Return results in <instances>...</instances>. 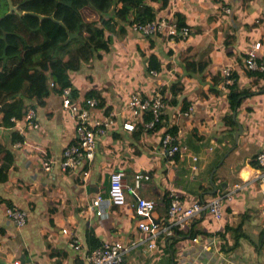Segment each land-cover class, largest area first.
Here are the masks:
<instances>
[{
    "label": "crops",
    "instance_id": "obj_1",
    "mask_svg": "<svg viewBox=\"0 0 264 264\" xmlns=\"http://www.w3.org/2000/svg\"><path fill=\"white\" fill-rule=\"evenodd\" d=\"M151 6L156 21L168 24L183 17L188 37L170 38L164 31L145 38L128 26L124 34L118 23L110 33V51L69 75L75 100L81 103L88 94L104 100L103 107L89 110L91 125L109 112L115 114L112 126L97 136L86 178L80 170L63 172L59 167L64 149L75 141V124L62 95L52 90L45 106H36L37 130L0 127V143L8 151L0 165H10L7 181L0 183V197L27 214L26 224L16 228L6 216L7 205L0 204V264H86L92 248L88 235L99 246L117 241L129 246L126 264H264V173L255 160L264 146V73L245 68L255 44L263 46L264 54V0H159ZM225 68L242 93L234 110L228 90L220 87ZM14 80L10 86L16 92L21 83L13 87ZM136 93L162 97L161 129L145 131L141 120L131 118L126 105ZM125 124L133 129H125ZM172 127L187 148L173 162L159 149L162 134ZM12 132L23 138L19 147L11 141ZM43 152L53 161L49 172L43 169ZM114 171L125 174L126 186L134 185L136 174L149 177L141 181L138 194L155 201L152 218L158 223L166 220L172 194L184 207L227 193L232 199L221 221L205 214L184 225L185 232L199 231L196 242L161 235L156 249L148 252L147 235L136 226L128 192L126 204L108 208L105 217L92 208L98 196H107ZM240 223L242 237L234 244ZM62 230L72 232L80 251L71 247Z\"/></svg>",
    "mask_w": 264,
    "mask_h": 264
},
{
    "label": "trees",
    "instance_id": "obj_2",
    "mask_svg": "<svg viewBox=\"0 0 264 264\" xmlns=\"http://www.w3.org/2000/svg\"><path fill=\"white\" fill-rule=\"evenodd\" d=\"M159 0H11L17 12L9 14L7 0H0V127L14 128L12 118L20 121L25 111L30 108L43 107L51 91L62 95L65 88L72 86L70 73L78 71L83 63L110 51L113 32L118 23H122L119 31L126 33L127 26L133 23H152L156 15L151 3ZM38 15L44 16L41 20ZM53 17V19H49ZM186 27L183 17L177 19V30ZM118 31V32H119ZM69 35H74L69 39ZM179 38V37H177ZM54 53L50 56V50ZM15 79L21 83L14 92L10 82ZM14 80V81H15ZM50 80L54 88H50ZM174 94V86L171 88ZM75 90H72L74 97ZM96 95V94H95ZM88 94L87 98H97L98 106H104L99 96ZM242 93L234 83L228 88L227 99L234 108L239 103ZM100 98V99H99ZM172 100L176 104L175 98ZM164 115L152 130L162 128ZM148 113L145 121L151 119ZM141 129L144 130L143 126ZM168 131L176 135L177 128ZM13 143H21L23 138L11 133ZM8 151L0 143V161L6 158ZM10 165H0V183L8 178ZM169 200H167L168 204ZM11 204L0 197V204ZM242 224L234 229V244L242 237ZM199 234L191 228L185 232L176 227L171 239H193ZM221 250L227 246L220 235ZM264 239L262 233L261 242ZM89 250L96 248L94 237H87ZM235 246H232L234 248ZM229 250V249H228Z\"/></svg>",
    "mask_w": 264,
    "mask_h": 264
},
{
    "label": "built area",
    "instance_id": "obj_3",
    "mask_svg": "<svg viewBox=\"0 0 264 264\" xmlns=\"http://www.w3.org/2000/svg\"><path fill=\"white\" fill-rule=\"evenodd\" d=\"M228 12V10H226ZM132 32L138 33L145 38L154 35L162 34L164 31L170 38H187L189 28L182 27L177 30V20L172 19L170 23L165 24L163 21H154L152 23L140 24L133 23L130 26ZM263 46L260 43L255 44L247 53L245 59V68L249 72L264 73V54H260ZM50 88H54V82L50 80ZM234 84L231 71L225 68L222 71V79L220 87L224 92ZM62 105L67 110L70 118L75 124V141L68 145L64 151L62 160L59 164L60 170L63 172L82 171V177L86 178L89 174V168L95 158L97 148V136L103 135L106 129L112 126L115 118L113 112H109L103 117L100 123L93 126L89 122L88 112L90 109L98 107V100L88 98L81 103L74 99L72 88L67 87L62 92ZM165 102L160 96L152 98H142L138 93L132 94L129 97L126 109L129 111L131 118L139 121L145 131L152 130L163 115ZM150 113L151 119L145 121L146 115ZM14 127L22 126L37 130L39 127L37 119V111L34 108H28L20 121L12 118ZM125 129L132 130V124H125ZM16 145L19 147L20 143ZM161 155L173 162L175 158L183 156L186 153V147L182 146L177 137L169 131L162 134L160 140ZM196 160V158H194ZM256 163L264 173V146L256 155ZM53 161L47 158L43 152V169L45 171L52 170ZM125 174L121 171L111 172L108 178V190L105 198L98 196L92 203V208H96L102 217L106 216V210L110 207H122L126 204V194L128 192L133 198V212L137 218L136 226L144 234L147 235L146 244L147 251L153 252L157 247L159 236H164L165 239L172 237L176 227L183 228L185 224L192 219L202 215H209L214 221L219 222L223 216V210L227 201L232 199L230 193L213 197L205 202L198 200L189 207H184L181 200L175 194L170 195L169 204L166 211V220L164 222H155L152 218V213L156 208L154 200L146 199L138 194L140 183L146 181L149 177L143 173L134 176V185L126 186L124 182ZM6 216L11 220L16 228H22L27 221V214L18 207L6 209ZM63 234L68 235L71 240V247L80 251L81 246L71 231L62 230ZM197 238L192 241L196 242ZM134 246L135 244H131ZM206 248V247H205ZM132 249V248H131ZM129 246H125L121 241L104 242L100 246L94 248L86 254V264H126L124 255L128 252ZM12 264H20L18 260Z\"/></svg>",
    "mask_w": 264,
    "mask_h": 264
},
{
    "label": "water",
    "instance_id": "obj_4",
    "mask_svg": "<svg viewBox=\"0 0 264 264\" xmlns=\"http://www.w3.org/2000/svg\"><path fill=\"white\" fill-rule=\"evenodd\" d=\"M7 2H8V6H9L8 13L9 14L14 13V12L16 13L17 12V8L15 6H13V4L11 3V0H7ZM38 17L41 20L45 19V17L44 16H41V15H38ZM49 19H53V17H50ZM72 37H73V35H69V39H71ZM240 130H241V128H240Z\"/></svg>",
    "mask_w": 264,
    "mask_h": 264
},
{
    "label": "rangeland",
    "instance_id": "obj_5",
    "mask_svg": "<svg viewBox=\"0 0 264 264\" xmlns=\"http://www.w3.org/2000/svg\"><path fill=\"white\" fill-rule=\"evenodd\" d=\"M133 33H135V32H133ZM136 34H138V33H136ZM49 52L52 53L53 49H51ZM12 86L13 87H17L18 86V81L15 80L14 82H12Z\"/></svg>",
    "mask_w": 264,
    "mask_h": 264
}]
</instances>
